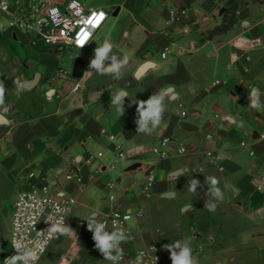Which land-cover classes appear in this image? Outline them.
<instances>
[{
	"label": "crops",
	"instance_id": "crops-1",
	"mask_svg": "<svg viewBox=\"0 0 264 264\" xmlns=\"http://www.w3.org/2000/svg\"><path fill=\"white\" fill-rule=\"evenodd\" d=\"M80 1L85 9L94 8ZM230 1L237 4L235 24L209 38L210 31L222 24ZM110 6L97 7L108 13L103 27L111 16L119 19L106 28L101 45L108 41L129 59L120 79L99 76L88 68L95 50H86L90 45L75 51L74 59L80 56L85 62L78 90L71 73L62 68L65 63L29 59L10 63L15 55L9 51L14 57H6L0 49V81L6 87L0 105V171L21 188L34 173V182L45 177L53 192L75 197L77 205L68 224L73 230L83 218L100 222L110 209L108 197L114 194L118 197L114 206L143 210L132 221L131 243L124 246L157 243L163 248L190 238L199 264H264V192L255 186L256 178L264 176V110L250 108L248 99L251 88L257 87L264 103V0H122L113 4V13ZM173 9H187L189 16L171 23ZM0 31L3 38L39 51L37 42L1 22ZM256 39L261 43L254 44ZM142 67L144 72L137 76ZM58 70L64 74H56ZM37 75L38 83L27 88ZM17 79L25 84L19 95ZM162 89L167 95L161 126L151 135L138 133L133 100H147ZM118 91L127 94L123 116L113 105ZM110 135L116 140L111 141ZM163 139L171 141L166 158L152 151ZM116 145L129 153L121 163ZM175 146L186 152L178 154ZM136 147L144 149L130 152ZM134 163L142 167L124 173ZM100 164L106 167L104 172L97 171ZM114 164L117 167L111 170ZM123 164V175L113 181V172ZM73 169L79 170L81 183L66 179ZM148 170L156 182L146 193L143 181ZM209 176L219 180L222 198L206 194L204 181ZM127 177L134 182L125 186ZM193 178L202 185L195 193L189 191ZM110 183L115 184L112 189ZM209 199L217 204L214 212L205 207ZM5 209L0 196V213ZM9 222L6 241L0 239V264L10 249ZM80 236L59 234L54 242L62 253L71 239L73 255L64 260L66 264L89 260L92 251L85 239L93 240V233L84 240ZM45 255L40 264H62V257L49 263ZM169 257L166 250L170 264Z\"/></svg>",
	"mask_w": 264,
	"mask_h": 264
},
{
	"label": "built area",
	"instance_id": "built-area-1",
	"mask_svg": "<svg viewBox=\"0 0 264 264\" xmlns=\"http://www.w3.org/2000/svg\"><path fill=\"white\" fill-rule=\"evenodd\" d=\"M105 13L102 20H98L99 27L93 28L97 23L98 16L93 13ZM0 14L8 19V29L15 33H23L30 38L32 43L41 41L48 49L82 51L92 42L95 34L105 24L108 13L102 8L85 9L80 0H0ZM189 16L188 10L183 9L170 11L171 23L182 22ZM85 31L91 32V36L83 47L77 46V40L83 36ZM261 43L260 39L254 40V44ZM168 51L165 48L163 56ZM56 74H64V71L58 70ZM81 87V81L76 80L74 90ZM104 134V131H102ZM109 139L115 141L116 137L110 135ZM171 148V141L163 139L158 147H153L152 151L161 158L168 156V149ZM183 149V151H181ZM117 162L121 163L128 158L129 153L122 145L115 147ZM178 154H184L186 148L175 146ZM253 154V153H252ZM94 159L91 158L89 163ZM117 167L114 164L110 169ZM106 167L99 165L97 171L104 172ZM36 175L29 174L25 187L15 191L10 204V249L6 257L15 255V249L12 248L11 240L13 237L22 239L25 245L37 251L40 264L43 256L50 246L57 240L59 233L49 236L47 228L50 224L63 221L65 225L69 224L70 218L74 213L77 200L71 195L55 193L52 191L51 183L40 177L38 182H34ZM68 181L82 182V177L78 169L71 170L67 175ZM156 182L152 174L146 175L143 181V191L148 193ZM114 183L109 184V188L114 187ZM255 186L258 191L264 192V176H258L255 180ZM110 209L102 215L100 222L106 223V231L112 232L123 230L129 241L122 242L120 247L124 255L117 264H136V257L143 253L142 264H169L165 258L166 250L157 243L145 244L139 247H127L125 244L131 243L133 235L132 221L143 215L142 209H132L118 204V197L114 194L108 197ZM126 215L131 216L130 220L125 221ZM86 227L85 221H79L76 232L80 235ZM41 250H43L41 252ZM178 251V250H177ZM201 250L198 251L200 253ZM115 255L116 253L113 252ZM99 264H113L112 261L105 260ZM170 264H172L170 260Z\"/></svg>",
	"mask_w": 264,
	"mask_h": 264
},
{
	"label": "clouds",
	"instance_id": "clouds-1",
	"mask_svg": "<svg viewBox=\"0 0 264 264\" xmlns=\"http://www.w3.org/2000/svg\"><path fill=\"white\" fill-rule=\"evenodd\" d=\"M94 16H98L99 20L105 17L104 12L93 13ZM99 27V23H94L93 28ZM91 36V32L85 31L83 36L77 40V46L83 47ZM111 53V55H109ZM106 60H110V63L105 64ZM128 63L126 56H121L118 51H113V45L108 41H105L103 45L98 46L94 50V55L90 59L88 68L94 70L99 76H109L112 79H120L125 66ZM17 95L25 90V84L20 80H14ZM6 87L3 81H0V105L4 104ZM167 95L166 90H160L153 93L147 100H133L136 105V113L139 114V118L135 120L137 125L136 131L146 135H151L154 130L159 128L162 124L163 116L166 111L165 98ZM127 94L122 91H118L113 94V105L119 115L123 116L125 113L124 98ZM261 91L257 87H252L248 96L250 101L249 107L257 111L264 110V103L260 100ZM183 151V149H181ZM205 184L208 185L207 195L210 198H222L223 193L219 185V180L216 177H205ZM199 180L193 178L189 182V191L195 193L198 187H201ZM205 207L208 211L214 212L217 204L209 199L205 202ZM131 216L126 215L124 220H130ZM88 230L93 233V240L95 242L96 249L101 252L105 260L112 261L113 264H117L119 260L123 258L124 252L120 247L121 243L128 242L130 237L125 234L123 230H116L112 232L106 231V223L95 222V219L87 223ZM45 231L49 236H53L57 233L64 235H73L75 231L68 225H65L63 221L50 224V227ZM12 248L15 249L16 254L10 257H6L3 264H36L39 260V253L32 248L25 245L22 239L15 237L11 240ZM163 248L170 253V260L172 264H199L198 256L193 255V247L191 239L175 240L172 243L163 245ZM178 250V251H177ZM43 250H41L42 252ZM113 252L116 254L113 255ZM143 253H140L136 257V264H142ZM62 264H66L64 258H61Z\"/></svg>",
	"mask_w": 264,
	"mask_h": 264
},
{
	"label": "rangeland",
	"instance_id": "rangeland-1",
	"mask_svg": "<svg viewBox=\"0 0 264 264\" xmlns=\"http://www.w3.org/2000/svg\"><path fill=\"white\" fill-rule=\"evenodd\" d=\"M118 1H122V0H84L86 6L88 7H94L97 8L98 6L104 5L106 3H111L112 6H110L108 9L111 11V13H113L115 11L116 8L113 9V4L117 3ZM121 18L120 20H122L124 17L121 14L120 15ZM115 17L111 16L109 18V20L107 21L106 25L104 27H102L96 34L95 37L93 38V41L91 42L90 46L88 47L89 50L91 49H95L96 47L100 46L101 43L103 42L105 36H106V28L109 26V24H112L115 21ZM119 20V19H118ZM116 20V21H118ZM0 22L5 26V28L7 29L8 27V19L0 14ZM1 34V31H0ZM6 38V37H5ZM3 38L2 36H0V40L2 41V44H0V49L2 51H4V55L6 57H8V55L10 57H14L12 56V54L15 55V57L13 58V60L10 61V63H14L15 60H18L19 63H25V61H27V59H29L31 62L34 63H65L62 68L65 70H68L69 73H71L72 71V64H73V59L74 56L77 55V53L74 50L71 49H65V50H54V49H48L46 48L43 43L41 41H38V45L37 48L39 49V51H35L32 50L31 48H25L23 47V45L16 41V40H7ZM12 52V54H10V52ZM82 52H80L79 54H81ZM69 84V82H68ZM114 163H116V161H114ZM126 167V164L120 165L117 170H115L112 174V180L116 181L119 176L123 175V169ZM137 177H140V174H137ZM13 183L15 184V188L16 190L21 188V184L18 183V181L16 179L12 180ZM15 190V191H16ZM12 202V199H11ZM11 202L5 203L6 209L4 210L5 212H1L0 213V239L1 241H6L7 239V233H8V222L10 221V204ZM163 209L167 210V207H163ZM93 219H91L92 221ZM83 221L86 222V227L84 228V230L82 231L81 235L79 237L80 240H84V237H89L91 236L92 232L90 230H88L87 227V223L89 222L87 220V218H83ZM99 222V221H98ZM75 231V234L73 235H67L66 236H70V238H75L76 236H78L79 234ZM87 247H89L91 249V256L89 258V260L85 261V264H99L102 261H105V258L103 256V254L101 252H99L98 249H96L95 247V242L93 240H87ZM85 241V242H86ZM58 245L53 243V245L48 249L44 260H48L49 263L53 262V261H57L59 258L63 257L64 260L67 261V259L69 257H72L73 253H72V243H71V239H67L66 243L64 244V247L62 249V253L57 249ZM7 250H8V246H7Z\"/></svg>",
	"mask_w": 264,
	"mask_h": 264
},
{
	"label": "water",
	"instance_id": "water-1",
	"mask_svg": "<svg viewBox=\"0 0 264 264\" xmlns=\"http://www.w3.org/2000/svg\"><path fill=\"white\" fill-rule=\"evenodd\" d=\"M113 51H117L114 50ZM109 55H111V53H109ZM121 56H124L120 53ZM129 62V59H128ZM105 63H110V60H106ZM145 70V67L140 68L137 71V76L141 75ZM84 74H85V62L82 58H75L74 62H73V68L71 71V76L73 79L75 80H82L84 78ZM39 81V75L36 76L35 80L28 82L26 84L27 88H31L33 86H35ZM186 124V123H185ZM184 127H187V125ZM144 147H136L133 148L130 152H135V151H141L143 150ZM142 167L141 163H134L132 165H130L129 167H127L124 171V173H131L134 171H137L139 168ZM151 172V170H148L146 172V175H149ZM120 182V180H119ZM125 186H128L129 184L134 182V179L131 177H127L125 179ZM15 184L13 183V181L11 179H9L5 173H3L2 171H0V196L3 200L4 203H10L11 199L13 197V194L15 193Z\"/></svg>",
	"mask_w": 264,
	"mask_h": 264
},
{
	"label": "trees",
	"instance_id": "trees-1",
	"mask_svg": "<svg viewBox=\"0 0 264 264\" xmlns=\"http://www.w3.org/2000/svg\"><path fill=\"white\" fill-rule=\"evenodd\" d=\"M237 13V4L230 1V6L226 9V12L223 15V22L221 25L210 31L208 34L209 38L221 33L227 32L234 24L235 17Z\"/></svg>",
	"mask_w": 264,
	"mask_h": 264
},
{
	"label": "flooded vegetation",
	"instance_id": "flooded-vegetation-1",
	"mask_svg": "<svg viewBox=\"0 0 264 264\" xmlns=\"http://www.w3.org/2000/svg\"><path fill=\"white\" fill-rule=\"evenodd\" d=\"M76 58H80V56L76 57ZM75 60V59H74Z\"/></svg>",
	"mask_w": 264,
	"mask_h": 264
},
{
	"label": "snow or ice",
	"instance_id": "snow-or-ice-1",
	"mask_svg": "<svg viewBox=\"0 0 264 264\" xmlns=\"http://www.w3.org/2000/svg\"><path fill=\"white\" fill-rule=\"evenodd\" d=\"M99 18H97V22H98Z\"/></svg>",
	"mask_w": 264,
	"mask_h": 264
}]
</instances>
